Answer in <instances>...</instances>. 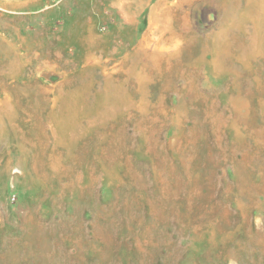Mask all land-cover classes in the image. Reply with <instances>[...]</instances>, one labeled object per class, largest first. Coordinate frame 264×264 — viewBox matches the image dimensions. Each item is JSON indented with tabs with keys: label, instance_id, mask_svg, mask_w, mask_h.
<instances>
[{
	"label": "rangeland",
	"instance_id": "374dc122",
	"mask_svg": "<svg viewBox=\"0 0 264 264\" xmlns=\"http://www.w3.org/2000/svg\"><path fill=\"white\" fill-rule=\"evenodd\" d=\"M252 4L0 0V264H264Z\"/></svg>",
	"mask_w": 264,
	"mask_h": 264
},
{
	"label": "bare ground",
	"instance_id": "6f19581e",
	"mask_svg": "<svg viewBox=\"0 0 264 264\" xmlns=\"http://www.w3.org/2000/svg\"><path fill=\"white\" fill-rule=\"evenodd\" d=\"M250 1H252V5H251V7L252 8H250L249 6H248V8H250V9H254V12L255 13H253V14H256L257 15V19L259 20V21H261V17H263L264 16V0H250ZM251 3V2H250ZM248 5V4H247ZM236 6V5H235ZM247 7V6H246ZM247 8V9H248ZM236 9H237V7H236ZM153 11V10H152ZM131 13V12H130ZM250 14H251V12H250ZM155 18H157L156 17V15L154 14V11L152 12V14H151V16H150V21H149V25H148V28H147V33H149L151 30H152V28H153V26H152V24L154 23L153 21L155 20ZM161 19V18H160ZM160 19H158V20H160ZM263 28V27H262ZM157 29V28H156ZM153 31V30H152ZM221 31V30H220ZM218 36H219V34H218ZM147 40H148V35H144V36H142V40H141V43H142V41L143 42H146L147 43ZM155 40V39H154ZM157 40V39H156ZM155 42V41H154ZM159 43V42H158ZM152 44H153V42H152ZM155 45V44H154ZM145 45H141V44H139L138 45V48L136 49V52H138V51H140V52H138V53H141V54H143V55H145V56H147V58L149 59V60H154V58H157V53L155 52L156 51V48H154V49H152L150 52H147V50L145 49V47H144ZM153 46V45H152ZM157 46V45H156ZM149 51V50H148ZM140 56V55H139ZM216 57V56H215ZM141 58V57H140ZM155 62V61H154ZM148 63H149V61H147L145 64H144V66L146 67V68H148L149 67V65H148ZM142 64V65H143ZM218 64V63H217ZM214 65V64H213ZM131 66V65H130ZM133 66H134V64H133ZM132 66V67H133ZM141 66V65H140ZM142 67V66H141ZM144 67V68H145ZM130 68V67H129ZM128 68V69H129ZM134 68V67H133ZM133 68H131L132 70H133ZM145 68V69H146ZM138 69V68H137ZM127 70V69H126ZM132 70H130V72L132 71ZM141 70H143V69H141ZM136 71V70H135ZM140 71V70H139ZM129 73V72H128ZM136 73H138V72H136ZM128 75V74H127ZM129 75H131V73H129ZM128 75V76H129ZM136 75V74H135ZM141 75V74H140ZM143 76V75H142ZM131 77H133L132 75L130 76V78ZM135 77V76H134ZM138 77V76H137ZM136 77V78H137ZM140 77V76H139ZM141 78V77H140ZM125 80V79H124ZM117 85V84H116ZM122 86V85H121ZM123 87V86H122ZM120 88V87H119ZM115 90H116V88H115ZM118 90H120V89H118Z\"/></svg>",
	"mask_w": 264,
	"mask_h": 264
}]
</instances>
